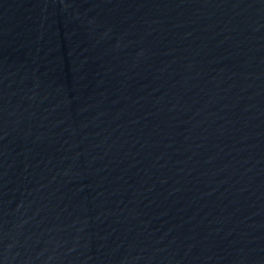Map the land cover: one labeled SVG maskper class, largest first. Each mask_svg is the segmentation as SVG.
Instances as JSON below:
<instances>
[{"label": "water", "instance_id": "obj_1", "mask_svg": "<svg viewBox=\"0 0 264 264\" xmlns=\"http://www.w3.org/2000/svg\"><path fill=\"white\" fill-rule=\"evenodd\" d=\"M0 264H264V0H0Z\"/></svg>", "mask_w": 264, "mask_h": 264}]
</instances>
